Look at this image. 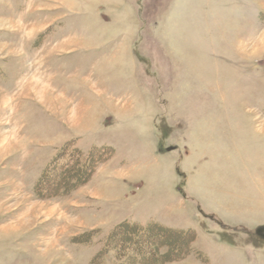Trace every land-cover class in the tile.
<instances>
[{"label":"rangeland","instance_id":"rangeland-1","mask_svg":"<svg viewBox=\"0 0 264 264\" xmlns=\"http://www.w3.org/2000/svg\"><path fill=\"white\" fill-rule=\"evenodd\" d=\"M125 222L264 264V0H0V264L114 262Z\"/></svg>","mask_w":264,"mask_h":264},{"label":"trees","instance_id":"trees-1","mask_svg":"<svg viewBox=\"0 0 264 264\" xmlns=\"http://www.w3.org/2000/svg\"><path fill=\"white\" fill-rule=\"evenodd\" d=\"M91 153L90 155H88V157H86L85 159H87L86 161V164L85 161L82 165H80V169L77 168V171H79L80 175H76L75 177L76 178H72V180H76V179H81L82 177H84V173L86 172H83V170H87V171H92V168H90V160H91ZM95 158H97V160L99 161L100 157H101V154L100 153H96V155H94ZM76 159L78 160V158L76 157ZM75 165V162L73 160V166ZM72 171V172H71ZM71 173L74 174L75 172V169L72 168L71 169ZM81 176V178H80ZM88 176V175H86ZM72 177V176H71ZM62 187H60L61 189ZM152 228H156L157 231H167V232H170L173 235V239L174 237L176 239H172L173 241H170L168 244H166L165 246L168 248V249H171L172 247H175L176 250H178V246L179 243H181V240L182 242L184 241V239L187 237V233L190 231V229H186L184 231L182 230H176L174 228H171V227H168V226H164V225H161V224H157V223H153V225H151L150 227L147 226V225H137L136 223L134 222H125V223H121L119 225V227H117L114 232L109 236V244L111 245L112 248V251L115 252L116 254V258H115V261L114 262H108V264H160L159 262H155L154 258H156L157 256H160L161 258H163L166 253H168V251H166L165 253L159 255L157 254L156 251L153 252V250H150L149 248V245L148 244H145L148 246V250H146L145 252L141 251L140 253L143 254V255H134V254H129L130 251H128L127 253L125 252V250L127 249L126 247V244L129 245L131 243V240L132 238H134V235H135V232H141L143 234H146L149 233ZM115 233V234H114ZM161 233V232H160ZM146 237V236H145ZM116 249V250H115ZM155 253V254H154ZM160 258V259H161ZM97 264H100L99 261L96 262ZM163 264V262L161 263Z\"/></svg>","mask_w":264,"mask_h":264},{"label":"crops","instance_id":"crops-1","mask_svg":"<svg viewBox=\"0 0 264 264\" xmlns=\"http://www.w3.org/2000/svg\"><path fill=\"white\" fill-rule=\"evenodd\" d=\"M230 219L229 217H227V220ZM237 222V221H236ZM239 222V221H238ZM244 223V221H242Z\"/></svg>","mask_w":264,"mask_h":264}]
</instances>
